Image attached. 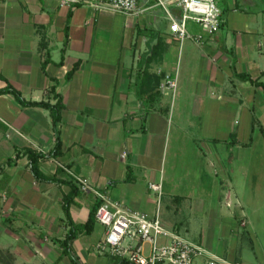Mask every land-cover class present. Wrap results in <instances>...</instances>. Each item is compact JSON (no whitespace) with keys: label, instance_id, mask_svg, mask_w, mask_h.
<instances>
[{"label":"crops","instance_id":"obj_1","mask_svg":"<svg viewBox=\"0 0 264 264\" xmlns=\"http://www.w3.org/2000/svg\"><path fill=\"white\" fill-rule=\"evenodd\" d=\"M217 6L222 22L216 33L189 22L187 32L200 39L180 41L153 2L138 0L137 12L126 15L95 11L82 0L69 5L0 0V90L9 84L27 101H46L54 86L63 104L58 125L62 155L40 162L48 177L61 170L56 175L60 183H49L33 178L25 157L8 163L16 150L52 151L49 111L22 107L11 94L0 95V264H54L59 258L56 264H71L68 256L60 257L58 241L71 225L84 224L100 202L92 191L153 216L159 201L168 208L172 198L190 199L184 160L196 157L211 168L214 161L220 165L222 154L214 143L228 139L232 148L249 145L255 125L264 141V0H217ZM170 13L178 18L177 8ZM165 75L175 80L174 91L160 92ZM157 87L159 94L150 100ZM195 140L212 144L206 154L187 151ZM126 166L134 175L130 182H122ZM191 173L201 189L204 168ZM209 180L219 191L220 180ZM68 181L75 182L78 193L67 220L62 199L70 192ZM221 183L227 191V179ZM151 185L159 186V194ZM217 197L231 207L230 191ZM224 221L238 241L231 220ZM94 231H80L71 252L83 264H121L95 250L105 231L93 239ZM204 240L205 249L218 258L264 264L261 250L251 247L252 258L230 248L228 259L212 251L210 236Z\"/></svg>","mask_w":264,"mask_h":264},{"label":"rangeland","instance_id":"obj_2","mask_svg":"<svg viewBox=\"0 0 264 264\" xmlns=\"http://www.w3.org/2000/svg\"><path fill=\"white\" fill-rule=\"evenodd\" d=\"M239 118V116H236V120H239ZM240 123L242 124V122ZM192 124L193 122L190 125ZM255 126L251 136L252 141L250 144L248 143L249 145L244 146L245 143H243L239 147L232 148L228 139L220 141L218 144L214 143L215 149L223 155L220 159V165L224 167L223 170L220 165H215V161L214 167L211 168L208 161L201 164L196 157L189 158L188 161L184 160L183 169L188 171L190 179L187 182L188 190L186 191L190 199L184 198L183 203V199L172 198L169 200L171 206L169 205L168 208L164 201H159L158 215L161 224L165 228L176 232L175 229L172 230L176 223V227L180 228L176 232L178 235L200 244L204 248H206L204 238L207 239L210 236L214 245L211 248L212 251L224 255L228 259H231L229 258L231 254H227V251L234 247L241 250L244 256L252 258L254 253L251 252V247L258 249V252L260 250L264 252V141L261 139L259 132L260 125ZM231 127L237 126L232 123ZM194 128H196V125L193 130ZM194 136L196 137L195 134ZM202 145L201 142L196 140L192 143L188 142L187 151L206 154L209 148L208 145L212 144ZM229 157H232L230 162ZM201 165L206 174L203 179V187L200 189L196 188L194 180L192 181L195 175H192L191 170H196ZM193 174H195V171H193ZM216 177L220 180L219 191L214 189L212 182H209V179ZM184 178L186 180V175ZM226 179L228 184L226 189L230 191L231 203V207L228 208L224 201H218L217 197L219 195L222 197L225 192L227 193L224 184L221 183ZM182 192H179L180 197L184 195ZM173 209L176 214L173 213ZM227 218L233 223L234 234L240 236L238 241H233L234 238L229 235L232 232L230 230L232 227L224 221ZM240 221H243L245 226H240ZM234 223L239 227L235 228ZM94 230L93 239H97L98 235L105 231V227L95 223ZM237 232H239V235Z\"/></svg>","mask_w":264,"mask_h":264},{"label":"built area","instance_id":"obj_3","mask_svg":"<svg viewBox=\"0 0 264 264\" xmlns=\"http://www.w3.org/2000/svg\"><path fill=\"white\" fill-rule=\"evenodd\" d=\"M95 11H112L122 14L137 12L138 0H82ZM160 7L169 21V33L178 40L194 39L187 32L192 22L206 32L216 33L221 25V11L217 0H143ZM81 0H61V5L77 4ZM179 11L178 18L170 8ZM175 80L165 75L160 83V92L174 91ZM77 182H80L77 180ZM81 189L89 188L82 184ZM159 194V186H150ZM100 201L95 213L96 223L105 227L104 236L95 250L108 253L126 264H239L228 262L209 253L203 246L183 238L176 232L166 230L158 212L153 216L126 209L108 197L92 191Z\"/></svg>","mask_w":264,"mask_h":264},{"label":"trees","instance_id":"obj_4","mask_svg":"<svg viewBox=\"0 0 264 264\" xmlns=\"http://www.w3.org/2000/svg\"><path fill=\"white\" fill-rule=\"evenodd\" d=\"M66 42V40H65ZM77 66H74V68L67 73L66 78L69 79L70 76L73 74ZM247 78V77H246ZM248 81H250L253 85L255 86H263L261 83L253 81L249 78H247ZM263 91H264V86H263ZM154 94H151L149 96L150 100H153L158 94V87L157 90L153 92ZM2 94H11L17 103L21 105L22 107H35V108H43L49 111L50 116H51V126L54 134V139H55V144L52 149L47 154H44L42 152H37L32 149H23V150H16L15 155L13 159L9 160L8 163H13L15 160L19 159L20 157H25L28 161V167L29 170L35 180L42 181V182H49V183H60L59 179L56 177L60 173V169H57L55 175L53 176H46L44 175L41 170H40V162L49 157V158H58L62 155L61 151V140H60V135H59V130H58V125L61 122V117H60V112L63 108L62 100L59 94L55 93V87L51 86L49 90L47 91V96L48 99L46 101H27L22 98L21 94L16 91L14 88H12L9 84L6 85L5 88L0 90V95ZM54 99L55 102L51 103L50 100ZM133 172L132 168L130 166H126V176L125 179L122 180V182H130L133 178ZM117 182H111L112 185H115ZM67 184L69 185L70 192L69 194L65 195L62 199V209L65 215V218L68 220L69 219V206L73 202V199L76 197L78 190L76 188L75 182L68 181ZM100 205V202H96L92 209L89 212V216L86 220V222L82 225H71L69 227V230L66 232L65 237L62 241H58V246L61 248V256H68L69 261L71 264H83L81 261L78 259L76 255H74L71 252V244L72 242L76 239L77 234L80 231L85 232L86 234H90L93 230V227L96 223L95 220V213ZM60 261L57 260L54 264L58 263ZM121 264H126L125 262H120Z\"/></svg>","mask_w":264,"mask_h":264}]
</instances>
